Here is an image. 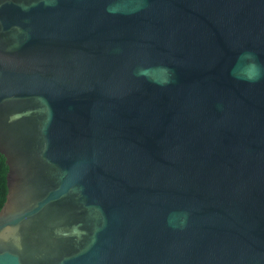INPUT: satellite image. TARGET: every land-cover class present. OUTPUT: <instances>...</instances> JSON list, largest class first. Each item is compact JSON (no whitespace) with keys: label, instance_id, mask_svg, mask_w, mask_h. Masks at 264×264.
Segmentation results:
<instances>
[{"label":"water","instance_id":"obj_1","mask_svg":"<svg viewBox=\"0 0 264 264\" xmlns=\"http://www.w3.org/2000/svg\"><path fill=\"white\" fill-rule=\"evenodd\" d=\"M0 264H264V0H0Z\"/></svg>","mask_w":264,"mask_h":264},{"label":"trees","instance_id":"obj_2","mask_svg":"<svg viewBox=\"0 0 264 264\" xmlns=\"http://www.w3.org/2000/svg\"><path fill=\"white\" fill-rule=\"evenodd\" d=\"M5 172H6V164L4 162V156L0 153V206L4 200V196L6 192Z\"/></svg>","mask_w":264,"mask_h":264}]
</instances>
